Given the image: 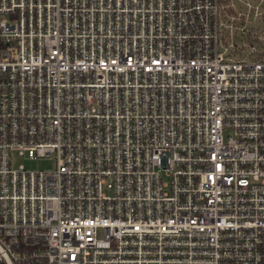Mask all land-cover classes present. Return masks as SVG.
I'll use <instances>...</instances> for the list:
<instances>
[{"label": "built area", "instance_id": "1", "mask_svg": "<svg viewBox=\"0 0 264 264\" xmlns=\"http://www.w3.org/2000/svg\"><path fill=\"white\" fill-rule=\"evenodd\" d=\"M244 5L0 0V264H264Z\"/></svg>", "mask_w": 264, "mask_h": 264}, {"label": "rangeland", "instance_id": "2", "mask_svg": "<svg viewBox=\"0 0 264 264\" xmlns=\"http://www.w3.org/2000/svg\"><path fill=\"white\" fill-rule=\"evenodd\" d=\"M244 2L249 3L252 7H256V11L260 15L258 18L250 16V21H254L256 28L260 29L262 26L261 18L264 19V5L259 3V0H232L233 7L235 10L245 9ZM22 165L25 169L47 170L51 168V162L47 159H28L25 156L17 157L15 160V166Z\"/></svg>", "mask_w": 264, "mask_h": 264}, {"label": "trees", "instance_id": "3", "mask_svg": "<svg viewBox=\"0 0 264 264\" xmlns=\"http://www.w3.org/2000/svg\"><path fill=\"white\" fill-rule=\"evenodd\" d=\"M25 264H35V263H25Z\"/></svg>", "mask_w": 264, "mask_h": 264}]
</instances>
